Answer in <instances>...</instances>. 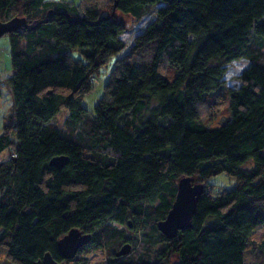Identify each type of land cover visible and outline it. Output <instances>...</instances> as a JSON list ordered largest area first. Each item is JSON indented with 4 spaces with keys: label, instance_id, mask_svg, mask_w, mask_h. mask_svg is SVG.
Segmentation results:
<instances>
[{
    "label": "trees",
    "instance_id": "trees-1",
    "mask_svg": "<svg viewBox=\"0 0 264 264\" xmlns=\"http://www.w3.org/2000/svg\"><path fill=\"white\" fill-rule=\"evenodd\" d=\"M110 2L103 14L90 0H0V21L40 23L7 34L13 108L0 135V154H11L0 163V264H36L47 252L62 261L57 242L72 228L92 235L86 245L132 247L114 223L150 226L162 248L154 262L112 264H245L250 248L264 264V0ZM151 7L155 19L117 58L90 115L82 97L125 47L115 12L141 19ZM76 48L85 63L71 59ZM240 59L249 65L229 87L227 66ZM64 110V127L50 125ZM62 155L63 168L50 165ZM221 173L237 183L213 193L207 181ZM185 176L205 189L192 227L168 239L157 223Z\"/></svg>",
    "mask_w": 264,
    "mask_h": 264
},
{
    "label": "rangeland",
    "instance_id": "rangeland-1",
    "mask_svg": "<svg viewBox=\"0 0 264 264\" xmlns=\"http://www.w3.org/2000/svg\"><path fill=\"white\" fill-rule=\"evenodd\" d=\"M64 1L74 4L76 7H81L84 0H56ZM90 4L99 6L103 14H108L111 11L110 0H90ZM156 7L148 9L146 14L141 19H135L129 15L121 14L116 11L115 14L118 20L124 26V32L120 36L124 41L125 47L118 54V57H111L107 64L101 69V73L98 78L93 79L94 87L81 99V104L85 107L90 115L94 114V107L97 102L103 98L105 94V85L108 82L107 75L115 65L117 58H122L125 54H129L133 47L134 38L144 30V28L155 19ZM69 55L75 62L85 63V58L81 52V49H70ZM146 54L144 57H146ZM249 65V61L245 59L236 60L227 66V72L224 75L226 85L229 87H238L240 85L239 76L242 71ZM12 65L9 49L8 36L4 35L0 38V87L2 95L0 97V135L4 134L5 123L7 125L12 123V108H13V96L11 90L8 87L7 79L12 75ZM96 80V81H95ZM205 112V108L202 106L201 111ZM67 118V112L61 111L50 122V125L58 128H63L65 119ZM11 154L9 151H4L0 154V163L9 159ZM251 164V162H250ZM246 165L245 167H247ZM237 181L234 177L229 176L226 173L218 174L208 179L207 184L211 187L213 193H218L223 190H231L235 187ZM120 231H124L127 237L132 240V248L129 254L117 257L115 254L119 251L124 244L123 239H115L107 241L106 238L102 240V244H89L85 246L83 252L77 253L75 256L77 261H71V264H112L116 261H128V262H141L145 259L152 262L157 261V252L162 248L161 238L157 231L153 228L144 227L140 225L134 228L133 225H121L113 224ZM4 258V257H3ZM262 256L257 255L251 248L249 252L245 254V264H262ZM3 264H10L5 258Z\"/></svg>",
    "mask_w": 264,
    "mask_h": 264
},
{
    "label": "water",
    "instance_id": "water-1",
    "mask_svg": "<svg viewBox=\"0 0 264 264\" xmlns=\"http://www.w3.org/2000/svg\"><path fill=\"white\" fill-rule=\"evenodd\" d=\"M38 24H28L23 17H14L6 22L0 21V38L19 30H32ZM68 162L69 158L62 155L53 157L50 160V165L61 169ZM204 189V184L196 182L193 177L185 176L179 179L177 193L172 207L167 213L166 218L157 223V227L163 235L168 239H173L177 237L180 230H186L192 227V218L197 211L198 201ZM91 239V234H86L78 228H72L57 242V247L63 260L57 261L47 252L43 259L36 264H71L70 261L75 258L80 248L88 244ZM131 248L130 244L123 245L116 252V256L122 257L129 254Z\"/></svg>",
    "mask_w": 264,
    "mask_h": 264
},
{
    "label": "built area",
    "instance_id": "built-area-1",
    "mask_svg": "<svg viewBox=\"0 0 264 264\" xmlns=\"http://www.w3.org/2000/svg\"><path fill=\"white\" fill-rule=\"evenodd\" d=\"M96 81V80H95Z\"/></svg>",
    "mask_w": 264,
    "mask_h": 264
}]
</instances>
